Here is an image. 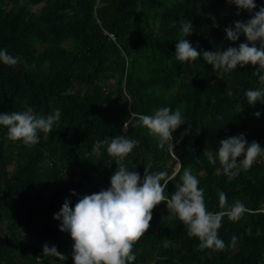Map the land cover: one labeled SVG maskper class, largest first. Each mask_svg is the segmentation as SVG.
Returning a JSON list of instances; mask_svg holds the SVG:
<instances>
[{
  "label": "trees",
  "instance_id": "16d2710c",
  "mask_svg": "<svg viewBox=\"0 0 264 264\" xmlns=\"http://www.w3.org/2000/svg\"><path fill=\"white\" fill-rule=\"evenodd\" d=\"M255 3L256 10L264 6V0ZM237 11L226 0H0V49L22 58L15 66L0 62V114L28 107L45 117L61 111L53 131H38L32 147L9 140L0 125V224L7 228L0 235V264H74V242L54 214L66 199L74 207L84 195L110 187L116 158L106 144L95 145L118 135L137 142L124 161L130 170L143 177L150 165L151 174L175 177L165 196L190 168L208 211L225 210L221 191L228 206L239 200L248 209L238 221L223 217L218 236L225 248L217 251L199 248V239L161 202L133 246L132 264H264V157L247 171L234 169L238 175L231 179L218 158L215 164L207 159L222 139L239 134L264 148V101L249 105L244 95L264 87L255 75L259 65L224 72L202 54L185 62L174 56L181 18L191 19L194 31L184 39L198 51L246 42L243 34L229 41L223 31L250 17ZM165 106L179 107L185 121L173 132L174 153L137 124L140 114ZM46 243L67 259L42 255Z\"/></svg>",
  "mask_w": 264,
  "mask_h": 264
},
{
  "label": "clouds",
  "instance_id": "9594fccd",
  "mask_svg": "<svg viewBox=\"0 0 264 264\" xmlns=\"http://www.w3.org/2000/svg\"><path fill=\"white\" fill-rule=\"evenodd\" d=\"M226 2L236 5L237 15L239 10L250 13L246 21H234L223 29L227 40L236 42L243 34L246 42L223 50L217 48L215 51H198L197 47L184 39L194 31L191 19L181 18L177 23L182 38L176 42L174 56L176 60L185 62L195 60L202 54L203 60L214 70L222 69L224 72L237 69L238 65L241 68L248 64L259 65L255 75L264 84V74H261L264 71V6L256 10L255 0ZM208 15L213 20V26L219 27L215 16ZM0 62L15 66L22 62V58L13 57L6 49H0ZM31 67L34 68L35 65ZM244 95L249 105L264 101V87L246 90ZM254 115L259 118L261 113L257 111ZM60 116L58 108L45 117L28 107L25 111L0 114V125L7 128L9 140H22L24 145L32 147L39 143L38 131L49 134ZM137 124L146 127L150 134L156 136L161 148L174 153L173 132L185 124V121L179 107L173 111L165 106L155 109L152 115L140 114ZM190 128L189 125V129L181 133V138L189 133ZM136 143L123 135L96 141L97 149L106 144L108 154L116 158L117 167L110 177V187L84 195L74 207L66 199L60 211L54 214V219L61 220L60 231L70 233L74 242L71 254L74 264H132L136 259L134 244L149 230L153 209L165 201L168 212L187 226L188 235L199 239V248L222 251L225 243L218 236L222 219L227 216L232 221H238L248 211L245 205L237 200L228 206L226 194L221 191L219 204L225 210L208 211L203 190L198 187L199 181L190 168L183 170L180 183L175 186L170 198L165 196L164 189L174 176L170 177L166 172L151 174L148 172L149 165L141 177L139 172L130 170L124 163ZM219 143L216 156L209 153L207 159L210 164H215L218 158L224 174L230 179L238 175V171H233L234 169L247 171L258 157H264V148L255 140L249 143L244 134L230 136ZM238 157H242L239 162ZM133 168L135 169V165ZM161 180H164V184L160 183ZM72 195H76L74 190ZM236 239L235 236L232 237V246H235ZM42 255L57 257L63 261L67 259L55 245L50 247L47 243L43 245Z\"/></svg>",
  "mask_w": 264,
  "mask_h": 264
},
{
  "label": "rangeland",
  "instance_id": "374dc122",
  "mask_svg": "<svg viewBox=\"0 0 264 264\" xmlns=\"http://www.w3.org/2000/svg\"><path fill=\"white\" fill-rule=\"evenodd\" d=\"M65 46L69 45V42L64 43ZM7 233V228L5 224H0V235H4Z\"/></svg>",
  "mask_w": 264,
  "mask_h": 264
},
{
  "label": "built area",
  "instance_id": "2783aa9c",
  "mask_svg": "<svg viewBox=\"0 0 264 264\" xmlns=\"http://www.w3.org/2000/svg\"><path fill=\"white\" fill-rule=\"evenodd\" d=\"M111 38H113V35L112 34H109Z\"/></svg>",
  "mask_w": 264,
  "mask_h": 264
}]
</instances>
